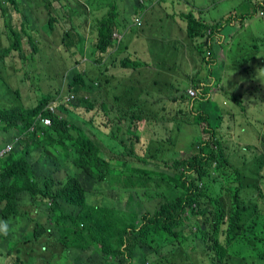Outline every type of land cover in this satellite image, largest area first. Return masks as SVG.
Listing matches in <instances>:
<instances>
[{"label": "trees", "instance_id": "obj_1", "mask_svg": "<svg viewBox=\"0 0 264 264\" xmlns=\"http://www.w3.org/2000/svg\"><path fill=\"white\" fill-rule=\"evenodd\" d=\"M18 1L0 0V11L8 27L7 31L6 27L2 28L5 38L0 47L1 59L8 56L14 70L23 72L20 59L25 57L24 38L31 44L32 53L26 59L30 62L35 61L33 53L38 51L37 45L48 49L56 35L59 39L53 41V51L48 50V62L52 66L51 57H55L57 74L51 79L56 83H51V88L41 93L34 103L23 100L0 107L2 139L10 142L18 137L16 146L0 159V221L30 215L40 203H49L48 220L58 237L54 247L47 249L45 243L53 238L52 234L35 216H28L29 220L22 225L24 230L17 233V224H7L8 235H0V239H4L0 243L3 257L17 256L14 252L20 254L25 250L17 240L29 228L32 236L24 235L22 242L31 254L21 264H32L36 256H42V264H66L68 257L70 264H80L74 263L70 253L67 255V249L71 253L91 250V255L82 259L85 264H195L197 252L208 264H264V208L259 205L264 187L251 179L258 175L260 182L264 180L259 173L264 170V153L246 155L242 151L250 152L254 145L233 143L230 133L210 124L211 114L201 106L204 100L210 102L208 90L216 80L212 76L216 64L215 43L224 51L226 71H234L240 85L255 87L259 83L264 92L260 75L256 77L260 71L251 68L259 59L264 61V33L257 30L261 27L258 23L245 31L251 24L246 25V20L253 16L264 21V0H242L235 7L239 14L231 9L219 20L195 15L192 10L181 12L179 17L186 23L182 30L187 43L182 48L196 52L201 70L189 77L184 88L167 80H161L159 90L131 84L135 91L125 99L121 91L129 85L123 81L113 100L105 87L110 82L101 76L102 66L105 71L111 66L148 71L157 68L159 72L165 68L160 67L164 54H157L152 48L149 58L130 54L106 57L104 54L113 41L112 33L118 26L119 14L114 11L118 8L111 4L106 20L93 22L90 28L95 37L94 48L90 49L93 55L89 57V66L83 69L85 61L80 45L83 37L73 20L74 9L54 8L55 0L35 4H44L46 13L45 27H40L43 32L35 35L33 29L39 28H33L29 7L21 14L20 27L14 28L13 22L18 20L20 12L16 6ZM59 1L60 7L69 6L66 0ZM23 2L28 4L32 0ZM142 2L131 0L126 4L127 9L136 10ZM10 4L16 8L17 16L7 14ZM230 25L234 26V31L226 41L222 30ZM262 26L264 28V24ZM15 74L10 72L9 76ZM158 83L156 80L153 85ZM168 85L169 92L178 93L179 97H173L160 111L146 107L148 96L162 94L163 87ZM189 87L195 90V95H189L186 91ZM13 92L20 97L23 90L15 85ZM58 95H70L60 108L65 112L62 116L59 110L51 111L48 106ZM242 96L243 99L239 94L228 93V109L221 106V120L227 114L232 116L230 111L237 107L243 110L240 103L251 96ZM45 118L50 119L49 125L44 123ZM86 123L113 140L115 145L109 146L89 134ZM159 123L169 131H178L188 123L205 124L206 136L202 138V133L193 136L187 156L177 155L164 162L169 171L152 167L160 160L147 146ZM36 153L41 159L33 165L31 159ZM70 153L73 154L72 162L68 160L70 170L64 171L63 179H57V172L63 167L58 165L57 155ZM44 158L50 160V166H41ZM82 174L96 184L109 185L116 201L126 193L125 204L89 201L80 179ZM255 190L258 194H254ZM23 203L30 205L26 208ZM148 253L152 255L149 260ZM239 255L242 259L236 260L234 256ZM59 257L61 261L55 263L53 259Z\"/></svg>", "mask_w": 264, "mask_h": 264}, {"label": "rangeland", "instance_id": "obj_2", "mask_svg": "<svg viewBox=\"0 0 264 264\" xmlns=\"http://www.w3.org/2000/svg\"><path fill=\"white\" fill-rule=\"evenodd\" d=\"M42 0H32V2H28L24 4L22 0H19L17 3V7L20 10L19 19L17 20V24L14 25V28L20 27L21 22V14L22 12H25L27 8L29 7L31 12V21L33 19L34 24L36 27L41 26L46 19L45 10L42 7V3L40 5H35ZM70 5L75 6L78 4V0H66ZM108 1V0H107ZM126 1L131 0H118L119 4H124ZM155 1H158V4H155ZM242 0H144L142 2V7H147V9H152L153 4L156 6L153 9V13L150 14L146 21V27L144 28V39H142L143 45H136V56L139 58H143L144 53L146 52V49H148V53L151 54L152 48L157 49L161 48L162 44H167L165 51L167 53H164L163 58L161 59L164 63L163 65L160 64V67L165 66V68L160 69L158 72V69H151V71H148L147 69H138L133 70L131 68H113V67H107L108 70L105 71L104 66H102L101 76L103 75V79L107 78L109 80V84L106 83L105 87L108 92V97L113 100L114 94L119 93V87L121 83L124 81L126 85H129L128 88H125L121 91L123 94L124 99L130 95L131 92L135 91V88L131 85H148L151 88L155 90H159V85H161V80H167L172 82H177L182 88L186 86V82L194 73H197L201 70V61L199 60V57L197 56L196 52H190L185 50L182 47H185L187 43L185 44L184 38L185 33L182 29L185 28V20L182 17L180 19V24L174 25L171 23L170 19H178L176 16H178L179 12H188L190 10L193 11L195 15H201L202 17L206 19H216L219 20L220 16L222 14L227 13L231 9H233L234 12L239 14V10L235 8L238 3ZM194 4L195 7L191 8L190 5ZM10 9L8 10V13H14L15 8L14 5L10 4ZM55 7L58 6V2L55 0L52 4ZM127 6V5H126ZM95 11H104L107 12L108 6H95ZM201 13H200V11ZM115 12L121 13V15L126 16V9L121 8L114 9ZM19 12V11H18ZM16 13V12H15ZM168 14V17L165 16V14ZM158 15H162L164 19V23L159 24L156 21V18ZM134 18V16H133ZM151 21V22H150ZM213 21V20H211ZM251 23L250 25L248 23ZM37 23V24H36ZM76 23L79 27L84 28L83 22L76 20ZM258 23L261 24V27L257 30L259 32L264 33L263 24L264 21L260 17L253 16L252 19L246 20L245 31L251 30L254 25ZM0 24L1 26L5 27L3 25V16L0 11ZM257 24V25H258ZM169 25V26H168ZM141 26V25H140ZM168 26V27H167ZM45 27V26H44ZM134 27V26H132ZM234 31V26L230 25L228 27H225L222 30V36L224 37V40L228 41L232 32ZM34 33H36V30H33ZM167 32V33H166ZM23 35V34H22ZM58 37L54 35L52 37V40L50 44L48 45V49H42L41 45H37L38 51H35L33 53L35 57V61L28 62L26 59L31 55V44L28 42L27 37L24 38L22 47L24 48V54L25 57H21L20 61L23 64L21 71L14 70L12 60L4 55L1 59L0 54V107H8L10 103L14 102L15 104H19L21 101H31L35 102L37 98L40 96L41 93H46L49 88H51V83L55 84L56 81L54 80L52 82L51 79L54 78V75L57 74V69L55 68L54 60L55 57H51V61H53L52 66L48 62L50 56L49 51H53V41L57 40ZM46 40V38H45ZM220 43V42H219ZM174 44V45H172ZM169 45V46H168ZM176 46V47H174ZM215 49L216 54L214 55L216 59V64L214 67V70L212 71V76L216 78L214 84L210 87V90H208V94L210 96V102L208 100H204V104L201 103V106H203V109H206L211 114V120L210 124L213 127L219 126V129L224 130L225 133H230L231 137L233 138V143H240L242 145L247 144L250 146H253L255 148H252L250 152H247L246 150L242 151L245 152L246 155H252L254 152L256 153H264V92L261 90L259 83L255 85V87L251 86H242L239 83L238 77L236 76V73L232 70L226 71L225 68V55L224 51L222 50V47H220V44L215 43ZM183 50V51H182ZM85 53L90 57L92 55V52H90V49L87 48L85 50ZM154 53V52H153ZM155 54V53H154ZM156 55V54H155ZM49 56V58H48ZM191 57H193V60H191ZM157 60V58H156ZM177 61V68L174 67L176 64L175 61ZM83 64V69L88 67L86 63ZM167 64V65H166ZM19 64L16 65L17 68H19ZM169 68H168V67ZM251 68L256 71L258 69L260 72L256 73L257 75H260L262 84L264 83V61H259L253 63ZM261 68V69H260ZM233 69V68H231ZM235 70V69H234ZM105 71V72H104ZM10 72H15L17 74L13 76H9ZM253 72V71H252ZM255 74V73H254ZM152 79H156L159 81L158 85L154 86L152 83ZM19 82V83H18ZM180 82V83H179ZM130 83V84H129ZM21 86H20V85ZM15 85L20 87L23 90V93L20 92V97L14 96L13 89L15 88ZM191 85V84H190ZM12 87V89L10 88ZM131 86V87H130ZM169 85L164 86L162 90V94H153L149 95V104L148 108L153 109L155 111H160V107L164 104L172 101L173 97H179L178 93L175 92H169ZM187 89V88H186ZM193 88L189 87L186 91L189 93V95H195L191 94ZM264 90V88H263ZM53 91V89H51ZM168 91V92H167ZM195 91V90H194ZM167 92V93H166ZM231 92L235 94H239V97L243 99V96H251L250 98H247L246 101L242 100L240 103L243 105V110H240L239 107H237L234 110H231L232 116L227 114L223 116V119L221 120L220 115V108L221 106L227 108L228 105V99L227 95ZM58 101H53V105H57ZM230 106V104H229ZM169 107V106H167ZM210 109H212L210 111ZM62 110H60L61 116L64 114ZM44 123H48L47 121H44ZM49 125V124H48ZM86 130L89 134H92L93 136L98 137L99 139H102L106 144L109 146L115 145V142L111 140L110 138L105 137L103 134L99 133L95 128L91 127L87 123ZM115 127V125H113ZM112 126V128H113ZM205 126L204 123H201L199 126H196L194 124H186L181 127L180 130H172L169 131V129H163L162 124L159 123L155 129V132L153 133V139L149 140L147 142V146H149L153 151L155 156L160 160L157 161L156 164H154V169H159L161 171H169V169L166 167L165 163L166 161H169L172 157L177 156L178 157H185L189 154L191 148H189V145L191 141L193 140V136H196L197 134L202 133V138L206 136V133L203 132V127ZM2 125H0V130ZM91 128V129H89ZM177 131V132H176ZM1 136H4L2 131H0V146L5 143V140L2 139ZM17 143H15L14 146H16ZM261 145L263 147H261ZM73 154H69L68 156H64L63 154L57 155V163L58 165H61L63 167L60 168V172H57L58 178L57 179H63L64 178V171L67 169L70 170V163L72 162ZM41 159V155L39 153L34 154V158L31 159V163L35 165L34 161H37ZM67 159V160H66ZM69 160V161H68ZM41 166H50V160L47 158H44V164H41ZM264 167V166H263ZM76 171H69V173ZM260 174H263L264 177V170L259 171ZM52 175V174H51ZM81 182L85 186L87 190V198L92 203H98V204H106L112 203V205L121 204L124 205L126 201V193H123L121 195V198L116 201V199L113 196L114 190L107 185L104 182L101 183H94L93 179H87L84 177V175H80ZM251 179H254L258 183H260L259 176H253ZM260 186L264 187V180L261 181ZM99 190V192L97 191ZM254 194H258V191L255 190ZM26 208L29 207L30 204L23 203ZM119 206V205H118ZM261 206L264 208V196H261ZM51 211L49 208V203H40L37 210L30 211V215H19V216H13L11 219L8 220L7 224H17V228L15 232H21L25 229L22 225L29 220V217L35 216L39 224L46 230L49 231L52 234V239H50L48 242L45 243L47 249H52L57 242L58 234L55 232H52L53 228L52 225H50L48 217L50 215ZM29 216V217H28ZM184 227L183 229H185ZM29 228L24 231V234L17 240L19 241V244L22 248L25 250L18 254V259L15 261V263H21L23 260H26L28 256L31 254L28 250V247L22 242L24 235L31 237L32 231H28ZM4 239H0V243H3ZM148 252V250L146 249ZM244 251V249H243ZM67 252V255L69 256V253L74 257V263L80 262V264H85L82 259L85 257H89L91 255V250H87L86 252H69L68 249L65 251ZM49 255V253H48ZM148 255V260L152 258L151 254ZM199 252L196 253L195 258V264L198 262L199 264H208L207 261H202L199 257ZM42 257V256H41ZM41 257L36 256V261L32 264H39L38 261L41 263L40 259ZM236 260H241L242 257L234 256ZM54 262H60V257L58 259H53ZM235 260V262H236ZM13 257L4 259L3 262L6 264L14 263ZM71 263V258L68 257V260L66 261V264ZM135 263H138L137 260H135ZM42 264V263H41ZM179 264H185V263H179Z\"/></svg>", "mask_w": 264, "mask_h": 264}, {"label": "crops", "instance_id": "obj_3", "mask_svg": "<svg viewBox=\"0 0 264 264\" xmlns=\"http://www.w3.org/2000/svg\"><path fill=\"white\" fill-rule=\"evenodd\" d=\"M140 1H144V0H140ZM78 4L70 7L72 9H74L75 14L73 16V20L76 23V20H79L78 15H80L81 19H85L83 21V25L85 24H89V25H93V22H100V21H104L106 20V17H108V12H104V11H95L94 8L95 6H108V10L110 9L111 4L112 5H116L117 8L120 10L121 8H125L126 9V16L121 15L120 11L118 12V26L116 27V31L120 32L123 35V40H122V45L120 47L121 53L120 56H123L125 54H130V55H134L136 56V45H143L142 39H144V28L146 27V21L148 19V17L150 16V14L153 13V9L154 7L158 4V1H155V4H153L152 9H147V7H137L136 10H131L127 9L128 7L126 6V4L129 5L130 1H126L124 4H119L118 0H78ZM45 6V5H44ZM77 6L81 7V11L78 14L77 12ZM85 6L89 9V13L91 14V16H87L85 14V11L83 9V7L85 8ZM191 8H194L195 5L191 4L190 5ZM67 8V7H66ZM65 8V9H66ZM68 13L70 14V12L68 11ZM180 13L178 14V16H176L178 19L174 20V19H170L171 23H173L174 25H179L180 24ZM135 15H141L142 16V27L141 28H137L135 27V25L132 23L133 21V16ZM165 16L168 17V14L166 13ZM169 18V17H168ZM214 19V18H213ZM156 21L161 24L164 23V19L162 15H158L156 18ZM151 22V21H150ZM77 24V23H76ZM134 26V27H132ZM169 26V25H168ZM167 26V27H168ZM167 33V32H166ZM170 44V43H167ZM167 44H162L161 48H155L154 50H157V54L158 52H160V55L163 53H167V51H165ZM174 45V44H172ZM169 46V45H168ZM148 49H150V47H148ZM148 49H146V52L144 53L146 58H149L148 56ZM137 57V56H136ZM162 63V62H160ZM153 64V60L151 58V62L150 65ZM163 64V63H162ZM169 68V67H168ZM156 81V79H152V83ZM143 86V85H142ZM145 89L149 90L148 85L143 86Z\"/></svg>", "mask_w": 264, "mask_h": 264}, {"label": "clouds", "instance_id": "obj_4", "mask_svg": "<svg viewBox=\"0 0 264 264\" xmlns=\"http://www.w3.org/2000/svg\"><path fill=\"white\" fill-rule=\"evenodd\" d=\"M23 1V0H22ZM58 3H60V1L59 0H56ZM25 3V2H24ZM40 5V4H39ZM17 6V5H16ZM42 7L44 8V10H45V6H44V4H42ZM54 7V6H53ZM66 8L67 7V5H65V6H63V7H60L59 5H58V8L57 9H63V8ZM70 7H72V5H70L69 4V6L67 7V8H70ZM15 8V7H14ZM16 9V8H15ZM56 9V10H57ZM83 9H84V11H85V14H86V17L87 16H91V14L89 13V9L85 6V8L83 7ZM80 11H81V7L80 6H77V12H78V14L80 13ZM16 12V13H15ZM15 12L14 13H7V14H10V15H15V16H17V10H15ZM20 13V12H19ZM45 15H46V13H45ZM3 16V15H2ZM136 16H140V19H141V26L140 25H137L136 23H135V17ZM78 17H79V21H81V22H83L85 19H81V17H80V15H78ZM19 19V18H18ZM16 21H17V19H15V21L13 22V24L15 25L16 24ZM132 23L135 25V27H137V28H141L142 27V16L141 15H135L134 16V18H133V21H132ZM3 25H5V27H6V20L4 19V17H3ZM78 25V24H77ZM36 26H35V24H34V27L33 28H35ZM40 27H42L43 29H44V23L41 25V26H38V30H36V33H35V35H37L40 31H42L43 32V30L40 28ZM92 26L91 25H89V24H85L84 25V28H79V26H78V28H79V32H80V34H82V43L80 44L82 47H83V50H82V52H83V54H84V59H83V61H85V62H83V63H86L87 65H89V57H88V55L85 53V50H87V48H89V49H93L94 48V42H95V37L90 33V28H91ZM2 28H3V26H1V24H0V47H2V39H4L5 38V36L2 34ZM7 28L8 27H6V31H7ZM33 30H35V29H33ZM112 39H113V41H112V44H111V46H109L108 48H107V51H106V53L104 54L106 57L109 55V54H112V56L113 57H115V58H118V57H120V53H121V50H120V47H121V45H122V40H123V35L120 33V32H117L116 30H114L113 31V33H112ZM116 52H119L118 54H116ZM92 55H93V53H92ZM96 55H97V52H96ZM108 65V64H107ZM74 67V66H73ZM108 67H111V66H108ZM67 74H68V72H67ZM59 93H60V91H59ZM61 94V93H60ZM66 97V98H65ZM70 99V95H66V96H64V97H62V96H60V95H58V97L57 98H55V99H53V100H50V103L48 104V106H49V108L51 109V111H57V112H59L60 111V108H62L63 107V104H65V103H67L68 102V100ZM58 101V104L57 105H53V101ZM59 110V111H58ZM50 124V123H49ZM89 129H91V128H89ZM18 140V137H15L14 138V140L13 141H8V142H6L5 141V143L4 144H2L1 146H0V159L2 158V156L5 154V153H7L9 150H11V148L14 146V143L16 142ZM260 184H261V182H260ZM264 190V189H263ZM259 205H261V202H259ZM196 209V208H195ZM190 210V209H189ZM13 217V216H12ZM11 217V218H12ZM10 218V219H11ZM9 220V219H8ZM8 231H9V229H8V226H7V222H5V221H0V235H3V236H7L8 235ZM3 254H4V251L3 250H0V264H6V263H4L3 262V260L4 259H7V258H10V257H13V261L12 262H14V263H11V264H21V263H15V261L18 259V256H15V255H10V256H7V257H3ZM14 254H17L16 252H14Z\"/></svg>", "mask_w": 264, "mask_h": 264}, {"label": "built area", "instance_id": "obj_5", "mask_svg": "<svg viewBox=\"0 0 264 264\" xmlns=\"http://www.w3.org/2000/svg\"><path fill=\"white\" fill-rule=\"evenodd\" d=\"M135 23H136L137 25H140V24H141L140 16H136V17H135ZM191 90H193V89H191ZM190 93H191V94H194L195 91H194V90H193V92L190 91ZM44 121H47V122H48V123H46V124H49V123H50V119H49V118H45Z\"/></svg>", "mask_w": 264, "mask_h": 264}]
</instances>
